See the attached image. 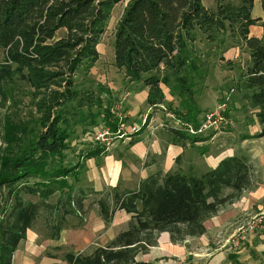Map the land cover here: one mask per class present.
<instances>
[{"label": "trees", "instance_id": "1", "mask_svg": "<svg viewBox=\"0 0 264 264\" xmlns=\"http://www.w3.org/2000/svg\"><path fill=\"white\" fill-rule=\"evenodd\" d=\"M121 1L0 0V96L15 100L18 85L28 86L32 91L26 93L40 114L33 124L37 127L11 116L4 123L0 264H13L14 252L40 218L48 236L59 239L69 216L88 213L85 201L91 194L97 196L92 205L106 225L117 210L130 214V220L90 253H67V263L151 264L136 257L157 245L161 232H169L174 243L201 236L209 217L257 186L254 166L243 154L227 156L201 174L192 168L159 170L135 189L76 186L82 164L68 161L66 151L77 127L94 132L101 123L115 129V122L109 106L92 91L77 88L75 77L100 59L98 44ZM214 1L215 9L203 0H130L116 30L114 64L126 83L148 88L149 105H171L163 89L168 87L179 99L176 111L198 127L207 111L198 98L210 73L209 60H225L224 52L232 48L245 49L249 61L237 86L261 130L243 137H264V18L253 16L255 0ZM259 22L263 34L252 36L250 28ZM165 129L171 142L183 147L207 139L173 126ZM102 150L96 146L87 155L97 157Z\"/></svg>", "mask_w": 264, "mask_h": 264}, {"label": "rangeland", "instance_id": "2", "mask_svg": "<svg viewBox=\"0 0 264 264\" xmlns=\"http://www.w3.org/2000/svg\"><path fill=\"white\" fill-rule=\"evenodd\" d=\"M129 2L130 0H123L114 6L98 44L100 59L87 73L78 72L75 77L77 88L89 90V92L92 91L94 98H100L102 104L109 106L111 121L115 122V129L105 123H101L95 129L96 131L98 128H110L111 140L109 144L94 143L93 133L95 131L84 132L83 127H77V132L71 140L70 148L66 151L68 161L72 164H82L79 167L80 180L77 183H80L76 185L77 187H88L89 183H87V179L89 176L93 179L92 171L96 170V168L102 169V165L104 164H132L128 161L134 155L131 145L136 143L133 141H137L138 139L132 136L148 133V135L155 137L161 144H164L169 137L167 136L168 133L165 132L167 130L165 128L174 127L175 124H178L177 120L182 118V114L176 111L179 110V99L170 95L168 87L164 86L163 89L167 100L172 103L171 105L164 103L149 105L147 99H144L141 89H139L140 85L126 83L123 72L114 64L115 34ZM203 3L210 9H215L216 7L214 0H203ZM259 28V26L253 27L251 35L258 36ZM3 56L4 52L0 49V61L3 59ZM224 56L225 60L219 56L213 58V60H209L210 73L207 81H205V89L198 99L203 110L213 108L220 102L226 103L228 108L226 116L230 123L222 128L210 129L203 133L207 136V139L204 141L186 143L184 147L185 151L179 156L181 161L177 164V168L180 166L184 171H187L191 164L199 163L201 159H207V162L213 164V162H216L221 157H225L231 153H242L247 156L252 165L263 164L264 162V137H253L247 140H244L243 137L259 129L254 109L243 98V90H240V87L237 86L238 81L242 77V72L248 64L249 53L245 49L232 48L224 52ZM227 59L231 61V64H228ZM101 87L110 90L111 95H108L107 91L100 94L99 88ZM18 88V91L13 95L15 100L0 96V154L7 146L4 139L5 132L3 127L8 116H11L15 122L21 120L27 122L28 128L37 127L33 124L40 114L32 95L26 93L32 90L28 86L22 85H18ZM108 96H112L110 105ZM121 99L123 103L120 104ZM133 127H137L138 130H133ZM169 140H171L170 137ZM95 145L103 148L101 154L97 157H88L87 152L90 149H95ZM175 145L182 147L178 143ZM121 155L123 156L121 157ZM150 158L146 159L144 157L139 162L135 161L136 163L133 164H140L141 161L146 164ZM124 160L125 162H122ZM255 170L257 171V168L254 166ZM206 171L201 170L198 173L201 174ZM255 175L259 180L261 176H264V173L259 169L258 172H255ZM71 181L73 182L74 179H71ZM96 198L97 196L94 194L89 195L88 201H86L88 213L84 218L78 216L68 217L67 224L64 227V230L66 229L67 231L63 230L59 239H52L48 236L43 220L40 218L29 230L24 239L26 241L22 240L21 243L22 246L24 242L27 243L29 240L37 243L38 250H33L35 255L33 254V258L30 259V264H68L66 261L67 253H79L75 248L79 243H71L70 241L72 235L79 234V242L81 243L89 241L95 235L96 243L101 245L115 237L126 227V222L124 223L121 218L122 213L117 217L114 215L116 220L113 217L114 222L112 221L109 225H104V228L96 224V221H93V214L98 210L92 205ZM257 214H264V195L256 206L254 205V208L245 211L244 214L235 220L236 228L227 239V242L225 241L224 245L228 249L223 248L226 252V257L224 256L225 258L217 264H235L236 262L241 264H264V238H260V242L258 243H254L253 240L252 242L250 241L251 238L254 239L264 233V227L254 230L248 224L252 220V216ZM88 218L91 220L89 225H87L86 221ZM101 227L105 230L102 229L98 232ZM95 247V243L92 246L89 245L83 249V252L88 254ZM162 249L163 247L159 246L152 252H148L146 257L152 258L154 264L214 263L212 261L207 263V260L211 259L212 254L203 255L202 258L195 257L194 260L188 258L185 261H181L177 254L167 255L162 252ZM155 254L158 255L155 257L156 259H154ZM195 260L196 262H194Z\"/></svg>", "mask_w": 264, "mask_h": 264}, {"label": "crops", "instance_id": "3", "mask_svg": "<svg viewBox=\"0 0 264 264\" xmlns=\"http://www.w3.org/2000/svg\"><path fill=\"white\" fill-rule=\"evenodd\" d=\"M252 14L254 17L264 18V11L261 0H255ZM256 26L260 27L258 37L259 36L261 37L263 34V27L260 22L255 25H252L250 31L253 27ZM141 93L144 94V99L146 100L148 96V88L142 89ZM141 93H137V94H141ZM135 100L137 101V99ZM258 127L259 129L256 132H250V134H255L258 131H260L261 130L260 124ZM132 137L138 138L137 141H133L136 143L131 145L134 155H132L133 159L130 158L131 160L128 159V161L132 164H126V163L104 164L102 165L103 167L102 169L96 168V170L92 171L93 179L90 176L87 179V183H89L88 187H93L97 191L103 190L109 186L110 187L121 186V188L123 189H135L139 186L140 182L143 179H145L149 175L159 170H162L163 172H167L169 170L177 169V164H179V162L181 161L179 156L185 151L183 146L180 147L171 143L169 137L167 138V141L164 144H161L155 137L148 135V133H144L143 135L136 134ZM232 155H235V153H231L227 156H232ZM122 156L123 155H121V157ZM144 157H146V159H149L150 157L151 158L150 160H148L149 162H147L146 164H144L143 161H141L140 164H133L136 163L135 161L139 162V160ZM225 157H221L216 162H213V164L207 162L208 161L207 159L205 160L201 159L202 161L199 160V163L191 164L193 166L191 167L190 165V168H192L196 173L201 172V170L205 171L216 167L218 163ZM122 162H125V160ZM253 166L257 168V171L255 170V172H258L260 169V171L264 173V162L263 164H253ZM255 179L257 180V186H255L253 189L244 191L240 199L221 208L215 215L209 217L205 221L206 232L203 235L187 236L183 241L174 243L171 241L170 233L164 231L159 234L157 245L150 247L148 252H152L157 247L162 246L163 247L162 252L164 254L167 255L177 254L181 261H185L188 258L194 260L195 257L202 258L203 255L212 254L211 259H208L207 263H210L211 261L214 262L213 264L219 263V261H221L226 257V252L224 251V249H228V248L225 247L224 245H225V241L227 242V239L230 237V235L233 234L236 228L235 220L240 215L244 214L245 211L254 208V205L256 206L258 201L264 195V176L263 177L261 176L258 180V177H256L255 175ZM79 183H77V185ZM86 201H88V199ZM86 201H85V208L87 205ZM123 212H125V214H123ZM119 214H121L122 221H124V223L126 222L125 226H127L130 220V214H128L124 210H117L115 213V217H117ZM93 215H94L93 221H96V224L103 226L104 228L105 227L104 225L106 224L102 219V217L99 215L98 211H96L95 214ZM115 217L114 220H116ZM86 221H87V225H89L91 220H89L88 218V220ZM103 228L101 227L98 232H100ZM29 230L27 234L29 233ZM64 231L67 230L65 229ZM79 237H80L79 234L78 235L74 234L71 236V239L69 238L71 243L73 242L79 243L78 244L79 247L78 245L77 247H75L77 249L76 250L77 252L79 251L81 253H84L83 249L86 248L87 246L89 245L92 246L94 245V243L95 246L98 245L96 243V239L94 238L95 235L93 236L92 239H90L85 243L79 242L80 241ZM260 238L262 239L264 238V233L254 239L251 238L250 241L252 242L253 240L254 243H258L260 242ZM110 240L111 239H109L105 243H102L101 245H105ZM32 241L29 240V242L27 243L24 242L23 246L21 244L22 241L20 242L17 250L14 252L13 255V264H30V259L33 258V254L35 255L33 250L34 251L35 249L38 250L37 243L35 241L34 242ZM148 252L138 254L136 259L138 261L153 263L152 258L146 257ZM156 256L158 255L155 254L154 259H156L155 258ZM194 262H196V260Z\"/></svg>", "mask_w": 264, "mask_h": 264}, {"label": "built area", "instance_id": "4", "mask_svg": "<svg viewBox=\"0 0 264 264\" xmlns=\"http://www.w3.org/2000/svg\"><path fill=\"white\" fill-rule=\"evenodd\" d=\"M122 101L123 100L121 99L120 104L123 103ZM227 109H228L227 104L224 102H220L213 108H210L204 112L202 121L198 127L195 126L193 122L186 121L183 118L178 119L177 120L178 124H175L174 127L193 135L203 134L210 129L222 128L230 123L228 117L226 116ZM109 129L108 127L98 128L97 130L99 131L96 130L93 133L94 143L109 144L111 140V132ZM133 130H138V128L133 127ZM263 215L264 214H257L255 216H252V220L248 223L251 226V228H254V230L256 229L259 230L264 227Z\"/></svg>", "mask_w": 264, "mask_h": 264}]
</instances>
